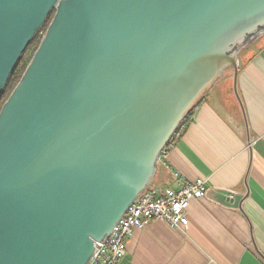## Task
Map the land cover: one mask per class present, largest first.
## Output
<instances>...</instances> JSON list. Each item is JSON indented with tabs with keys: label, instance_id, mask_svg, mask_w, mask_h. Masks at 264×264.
Instances as JSON below:
<instances>
[{
	"label": "water",
	"instance_id": "water-1",
	"mask_svg": "<svg viewBox=\"0 0 264 264\" xmlns=\"http://www.w3.org/2000/svg\"><path fill=\"white\" fill-rule=\"evenodd\" d=\"M52 12L0 110V264H86L264 33V0H0V97Z\"/></svg>",
	"mask_w": 264,
	"mask_h": 264
},
{
	"label": "crops",
	"instance_id": "crops-1",
	"mask_svg": "<svg viewBox=\"0 0 264 264\" xmlns=\"http://www.w3.org/2000/svg\"><path fill=\"white\" fill-rule=\"evenodd\" d=\"M236 90L240 104L224 73L157 161L153 185L176 189L175 174L207 181L188 224L135 230L121 264H264V33L238 53Z\"/></svg>",
	"mask_w": 264,
	"mask_h": 264
},
{
	"label": "built area",
	"instance_id": "built-area-1",
	"mask_svg": "<svg viewBox=\"0 0 264 264\" xmlns=\"http://www.w3.org/2000/svg\"><path fill=\"white\" fill-rule=\"evenodd\" d=\"M185 118L170 135L158 161L176 144L184 128ZM174 178L178 182L176 189L153 185L142 192L126 208L86 264H121L127 251V239L135 230L144 229L151 221L164 222L177 229L185 227L188 224L186 210L189 202L193 199H203L208 184L202 178L184 181L177 174Z\"/></svg>",
	"mask_w": 264,
	"mask_h": 264
},
{
	"label": "rangeland",
	"instance_id": "rangeland-1",
	"mask_svg": "<svg viewBox=\"0 0 264 264\" xmlns=\"http://www.w3.org/2000/svg\"><path fill=\"white\" fill-rule=\"evenodd\" d=\"M53 14H54V12L50 14L49 18L45 21L44 25L39 30V32L37 33L36 37L29 43V45L27 46L25 52L23 53V56H25L27 58V60L29 59V62H30V58H32L35 50L37 49L42 37L45 35V32H46V30H47V28H48V26H49V24H50V22L52 20ZM231 72H232L231 70H227L225 73L229 75ZM17 83H18V80H15V81H12V82L8 83L5 86V88L3 90V93H2V95L0 97V108L2 107L3 103L8 99V97L10 96L12 91L14 90L15 86L17 85ZM203 97H204V95L201 97V99ZM185 121H187L186 118H185ZM185 121H183V123H186Z\"/></svg>",
	"mask_w": 264,
	"mask_h": 264
},
{
	"label": "trees",
	"instance_id": "trees-1",
	"mask_svg": "<svg viewBox=\"0 0 264 264\" xmlns=\"http://www.w3.org/2000/svg\"><path fill=\"white\" fill-rule=\"evenodd\" d=\"M24 52H25V51H24ZM22 56H23V54H22ZM22 56L20 57V59H19L17 65L15 66L13 72L11 73V75H10V77H9V79H8V81H7V83H6V85H7L8 83L12 82V81H15V80H18V82H19L20 78L22 77V75H23V73H24V71H25L27 65L29 64V59L27 60V58H26L25 56H23V57H22ZM28 56H29V55H28ZM30 60H31V58H30ZM6 85H5V86H6ZM192 110H193V109H191V110L188 112V114H187V116H186V119H188V117L191 115Z\"/></svg>",
	"mask_w": 264,
	"mask_h": 264
},
{
	"label": "flooded vegetation",
	"instance_id": "flooded-vegetation-1",
	"mask_svg": "<svg viewBox=\"0 0 264 264\" xmlns=\"http://www.w3.org/2000/svg\"><path fill=\"white\" fill-rule=\"evenodd\" d=\"M53 13V12H52ZM49 16H50V14H49ZM49 16L47 17V19L49 18ZM46 19V20H47ZM264 21V20H263ZM262 21V22H263ZM260 24H261V22L259 23V25L256 27V29L260 26ZM258 30V29H257ZM253 31V30H252ZM256 31H254V32H250L248 35H246V36H241V37H239V38H237V41H236V44H235V46L236 45H244V46H246V45H248L249 43H251V41H253L254 40V33H255ZM37 35V34H36ZM253 35V36H252ZM36 37V36H35ZM34 37V38H35ZM33 38V39H34ZM5 103V102H4ZM3 103V104H4ZM3 106V105H2ZM2 108V107H1ZM1 108H0V110H1ZM187 116V115H186Z\"/></svg>",
	"mask_w": 264,
	"mask_h": 264
}]
</instances>
